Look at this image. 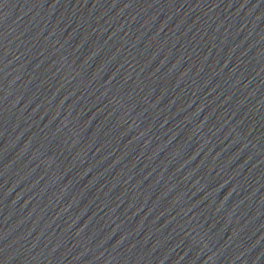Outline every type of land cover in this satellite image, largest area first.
<instances>
[{
  "label": "water",
  "instance_id": "obj_1",
  "mask_svg": "<svg viewBox=\"0 0 264 264\" xmlns=\"http://www.w3.org/2000/svg\"><path fill=\"white\" fill-rule=\"evenodd\" d=\"M0 264H264V0H0Z\"/></svg>",
  "mask_w": 264,
  "mask_h": 264
}]
</instances>
